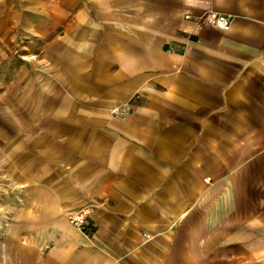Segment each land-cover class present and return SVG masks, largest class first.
I'll return each mask as SVG.
<instances>
[{
  "label": "crops",
  "instance_id": "0c3cea01",
  "mask_svg": "<svg viewBox=\"0 0 264 264\" xmlns=\"http://www.w3.org/2000/svg\"><path fill=\"white\" fill-rule=\"evenodd\" d=\"M16 40L17 264H264V0H0Z\"/></svg>",
  "mask_w": 264,
  "mask_h": 264
},
{
  "label": "rangeland",
  "instance_id": "374dc122",
  "mask_svg": "<svg viewBox=\"0 0 264 264\" xmlns=\"http://www.w3.org/2000/svg\"><path fill=\"white\" fill-rule=\"evenodd\" d=\"M21 38V39H20ZM30 36L23 35L20 40L29 41ZM17 45H11V57L0 66V91L17 83L20 70H24V56L31 51ZM0 159V264H17V184Z\"/></svg>",
  "mask_w": 264,
  "mask_h": 264
},
{
  "label": "built area",
  "instance_id": "2783aa9c",
  "mask_svg": "<svg viewBox=\"0 0 264 264\" xmlns=\"http://www.w3.org/2000/svg\"><path fill=\"white\" fill-rule=\"evenodd\" d=\"M188 18V17H187ZM231 17L225 14L215 15L213 18L214 26L221 31H226L230 28ZM116 112V111H115ZM95 210V205L90 204L83 206L82 208L70 212L68 214V220L75 228L82 232H86L87 219Z\"/></svg>",
  "mask_w": 264,
  "mask_h": 264
}]
</instances>
